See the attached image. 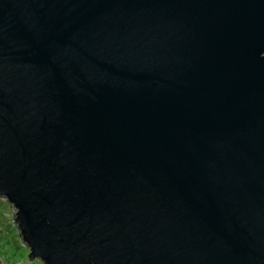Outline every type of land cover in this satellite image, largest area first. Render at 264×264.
Returning a JSON list of instances; mask_svg holds the SVG:
<instances>
[{
	"label": "water",
	"instance_id": "1",
	"mask_svg": "<svg viewBox=\"0 0 264 264\" xmlns=\"http://www.w3.org/2000/svg\"><path fill=\"white\" fill-rule=\"evenodd\" d=\"M0 198L41 264H264V0H0Z\"/></svg>",
	"mask_w": 264,
	"mask_h": 264
},
{
	"label": "rangeland",
	"instance_id": "2",
	"mask_svg": "<svg viewBox=\"0 0 264 264\" xmlns=\"http://www.w3.org/2000/svg\"><path fill=\"white\" fill-rule=\"evenodd\" d=\"M13 209L0 198V261L2 264H41L38 259L28 258L29 250L22 244L12 224Z\"/></svg>",
	"mask_w": 264,
	"mask_h": 264
}]
</instances>
